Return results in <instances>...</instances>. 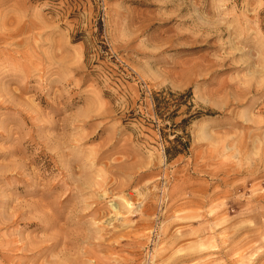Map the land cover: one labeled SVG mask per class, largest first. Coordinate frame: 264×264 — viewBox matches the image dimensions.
<instances>
[{"label": "rangeland", "instance_id": "1", "mask_svg": "<svg viewBox=\"0 0 264 264\" xmlns=\"http://www.w3.org/2000/svg\"><path fill=\"white\" fill-rule=\"evenodd\" d=\"M0 264H264V0H0Z\"/></svg>", "mask_w": 264, "mask_h": 264}, {"label": "trees", "instance_id": "2", "mask_svg": "<svg viewBox=\"0 0 264 264\" xmlns=\"http://www.w3.org/2000/svg\"><path fill=\"white\" fill-rule=\"evenodd\" d=\"M190 99V87L182 90L161 87L149 93L153 115L151 122L155 126L156 119L160 121V125L155 127L162 142V151L166 160L186 152L189 146V134L186 127L199 115L197 111L191 110L193 102Z\"/></svg>", "mask_w": 264, "mask_h": 264}]
</instances>
